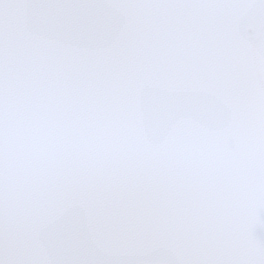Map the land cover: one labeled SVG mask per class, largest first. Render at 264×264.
Returning <instances> with one entry per match:
<instances>
[{
	"label": "snow or ice",
	"instance_id": "obj_1",
	"mask_svg": "<svg viewBox=\"0 0 264 264\" xmlns=\"http://www.w3.org/2000/svg\"><path fill=\"white\" fill-rule=\"evenodd\" d=\"M0 264H264V0H0Z\"/></svg>",
	"mask_w": 264,
	"mask_h": 264
}]
</instances>
